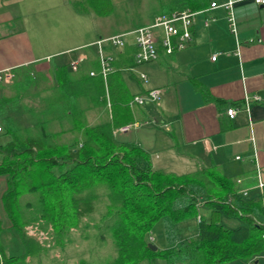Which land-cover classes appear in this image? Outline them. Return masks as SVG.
<instances>
[{
    "label": "trees",
    "instance_id": "trees-1",
    "mask_svg": "<svg viewBox=\"0 0 264 264\" xmlns=\"http://www.w3.org/2000/svg\"><path fill=\"white\" fill-rule=\"evenodd\" d=\"M78 13L105 16L111 0H67ZM211 0H169L161 14L199 11ZM114 54L109 76L112 118L106 110L105 82L96 57L84 73L67 65L54 71V83L29 71L19 73L11 94L0 96V177H6L1 202L11 227L0 218L2 264H34L43 247L24 227L38 219L51 223L59 246L72 229L93 223L98 240L109 237L115 255L78 264H228L255 262L264 253V206L247 197L237 180L215 167L177 175L154 168L138 143L121 141L114 131L133 122L129 97L122 98L123 72L136 66L137 47L125 45ZM78 73V74H75ZM205 98L207 89L196 83ZM167 219L175 232L184 224L194 235L176 246H149L156 225ZM14 230L23 247L9 254L3 233ZM177 240V239H176ZM157 246V245H156Z\"/></svg>",
    "mask_w": 264,
    "mask_h": 264
},
{
    "label": "crops",
    "instance_id": "crops-1",
    "mask_svg": "<svg viewBox=\"0 0 264 264\" xmlns=\"http://www.w3.org/2000/svg\"><path fill=\"white\" fill-rule=\"evenodd\" d=\"M168 1L148 0L154 10L162 11L167 9ZM228 1L211 0L216 7L209 5L199 10L187 48L167 54L159 46L157 60L123 72L122 98L129 97L131 101L135 95L154 88L164 92L157 103L130 106L133 122L126 125L137 126L123 133H115V129L114 133L121 141L138 143L158 170L182 175L215 167L222 175L237 180L240 192L245 190L247 197H261L264 206V187H257L258 169L264 180V5L255 0H232L236 21L233 33L224 6ZM140 7L135 8L138 17L143 12ZM156 15L159 14L150 15L141 26L151 23ZM84 16L67 0H0V71L12 69L15 80L19 73L29 71L38 79L46 77L54 83L55 69L63 65L69 68L71 60L84 54L87 58L78 68V73L83 74L82 67L88 59L98 58L93 44L121 34L93 33L82 23ZM76 25L80 31L74 29ZM62 56L66 59L62 60ZM140 73H145L147 79L141 80ZM195 82L212 98L207 100ZM9 86L0 83V96ZM246 97H251L249 110L245 109ZM231 107L238 108L234 118L227 113ZM106 110L111 119L112 105H106ZM5 189L3 176L0 218L8 229L11 223L1 202ZM188 226L169 232L178 241ZM164 240L163 231L160 241ZM256 260L264 264V253ZM228 264L255 262L237 260Z\"/></svg>",
    "mask_w": 264,
    "mask_h": 264
},
{
    "label": "built area",
    "instance_id": "built-area-1",
    "mask_svg": "<svg viewBox=\"0 0 264 264\" xmlns=\"http://www.w3.org/2000/svg\"><path fill=\"white\" fill-rule=\"evenodd\" d=\"M256 3L263 4L264 0H255ZM232 0L224 4L228 10V20L231 27V31L236 33V21L233 13ZM217 6L216 2H212L210 7L214 8ZM203 11V10H202ZM201 12V11H200ZM199 11L191 9L176 10L172 13L156 15L153 21L145 26H141L134 31L113 35L108 38L98 39L93 46L97 49V57L100 64V70L98 72L91 71V76L101 75L105 82V99L107 105L111 107L110 99V88L108 85L109 76L116 70L113 65L115 55L108 54L105 47L109 46L115 51H119L127 44H132L137 47L135 53L136 66L155 61L159 57V46H161L167 54H173L177 51L184 50L187 48L193 38L192 27L196 20V16ZM207 24V22H206ZM218 56L214 54L213 60H216ZM87 57L84 54H78L75 59L69 63V68L72 71H77L81 63ZM134 68H131L133 70ZM141 80H146L147 76L145 73H140ZM15 80V73L12 69H5L0 71V83L4 85L12 84ZM164 89L154 88L149 89L145 94L135 95L130 101V106L144 105L146 102L157 103L162 97ZM253 99L259 100L258 96H254ZM251 97L245 99V109L249 110V103ZM238 112V108L231 107L227 113L231 118H234ZM137 124L126 125L116 129L117 132L129 131L132 127H136ZM0 126V131H1ZM257 179L259 189L264 187V180L262 178V172L258 169ZM242 194L246 195L247 192L244 190ZM25 233L27 236L34 238L41 247H53L55 240V229L52 224L43 225L42 221H37L29 224L25 227ZM153 241V238L151 237ZM3 263L2 256L0 254V264Z\"/></svg>",
    "mask_w": 264,
    "mask_h": 264
},
{
    "label": "rangeland",
    "instance_id": "rangeland-1",
    "mask_svg": "<svg viewBox=\"0 0 264 264\" xmlns=\"http://www.w3.org/2000/svg\"><path fill=\"white\" fill-rule=\"evenodd\" d=\"M142 1L143 2H138L136 0H111L112 9L109 13H107V15L99 16L95 13H85V18H83L82 23H84L86 28L89 26L93 33L108 32V34H116L136 29L144 24L150 15L161 14L163 12L157 8L154 10V7H151V4L148 2V0ZM139 4L141 5L140 10L143 11L140 14V17L135 15L137 14L135 8L137 5L139 6ZM76 28L77 25L74 27V29L76 31H80L79 28ZM89 48L90 50L94 49L92 45ZM60 58L64 60L66 59V56H62ZM11 91L12 86H9V88H6L5 93L11 94ZM6 139L7 138H2L1 141L4 142ZM37 221H42L43 225L51 224L47 223L44 219H38ZM87 225L88 226L85 231L72 229L70 236L64 240V246H59L57 244L56 234H54V246L48 248L43 247L46 250L41 251L39 257L35 259L33 263L78 264L82 261V259L91 263L94 261L99 262L103 259L114 256L115 252L111 247L110 238L107 237L106 241L100 239L98 240L99 233L97 230H95L93 223L88 222ZM169 226L173 227L174 224L170 223L167 219L161 220L151 232L150 241L152 237L153 241L151 242H154L159 248L176 246L178 241L174 236H171L169 232ZM163 231L165 240L160 241V235ZM195 232L196 227L194 228V226H190L189 228L187 227L186 229L184 228V231L181 232V238L184 239L187 236L194 235ZM3 239L5 240V247L9 254H21L23 247L18 241L19 238L16 236V232L14 230L4 231Z\"/></svg>",
    "mask_w": 264,
    "mask_h": 264
},
{
    "label": "water",
    "instance_id": "water-1",
    "mask_svg": "<svg viewBox=\"0 0 264 264\" xmlns=\"http://www.w3.org/2000/svg\"><path fill=\"white\" fill-rule=\"evenodd\" d=\"M149 246L151 247V249H152L153 251H156L157 248H158L155 244H152V243H151ZM255 264H258V261H257V260L255 261Z\"/></svg>",
    "mask_w": 264,
    "mask_h": 264
}]
</instances>
